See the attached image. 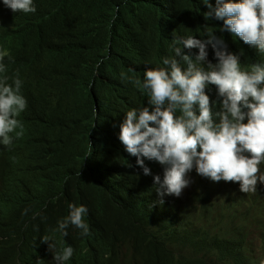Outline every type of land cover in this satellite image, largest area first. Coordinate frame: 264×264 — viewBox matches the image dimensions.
Returning <instances> with one entry per match:
<instances>
[{
    "label": "clouds",
    "instance_id": "obj_1",
    "mask_svg": "<svg viewBox=\"0 0 264 264\" xmlns=\"http://www.w3.org/2000/svg\"><path fill=\"white\" fill-rule=\"evenodd\" d=\"M145 5L115 17L107 47L92 62V87L123 98L117 146L108 153L90 149L73 155L84 180L80 189L72 187L56 199L57 210L70 204L69 215L58 221L55 231L66 237L68 227L74 226L80 235H89L90 214L99 201L96 191L101 190L110 210L127 214L136 237L157 242L164 254L203 264L195 255L204 252L220 264H243L242 249L225 255L226 244L245 233L244 227L230 226L232 212L250 213L258 221L246 239L264 264V0H146ZM159 6L165 8L167 18L159 17ZM47 13L45 0H0V30L8 28L0 33V43L21 34L25 19ZM202 24L215 28L207 38L189 31ZM77 26L76 31L82 30ZM122 30L126 35L118 37ZM70 35L69 27L57 26L51 40L61 48H74L78 38ZM228 40L246 53L229 49ZM8 55L2 46L0 73L6 72ZM40 64L13 76L12 84L7 76L0 80V144L4 146L24 135L18 117L27 108L26 78L41 74V90L61 80L74 108H80L86 86L75 78L72 62L50 58ZM212 102L219 104V111L213 112ZM96 154L103 160L99 165L91 163ZM123 176L141 194V206L150 212L162 210L165 219L172 217L163 201L169 196L173 221L163 224L121 198V193L130 196L121 187ZM234 182L240 187L235 188ZM147 190L151 192L144 194ZM258 194L262 200L256 207ZM238 201L247 208L240 210ZM42 242H51L49 251L56 264L73 256V247L57 251L47 235Z\"/></svg>",
    "mask_w": 264,
    "mask_h": 264
},
{
    "label": "trees",
    "instance_id": "obj_2",
    "mask_svg": "<svg viewBox=\"0 0 264 264\" xmlns=\"http://www.w3.org/2000/svg\"><path fill=\"white\" fill-rule=\"evenodd\" d=\"M45 1L48 6L46 16L25 19L21 34L0 43V50L3 46L9 54L4 59L6 72L0 73V80L7 76L8 83L12 84L13 76L24 73L26 69L36 70L40 63L50 58H62L72 62L75 78L85 84L86 89L77 111L61 80L41 90V74L26 78L28 85L25 84L23 89L27 108L18 117L25 129L24 135L14 139L10 146L0 144V264H56L53 253L49 251L51 242H42L45 235L55 242L57 251L73 247V256L65 264H195L183 256L164 254L155 241L139 240L127 214L120 209L110 210L101 190L96 191L99 201L90 214L93 230L89 235H80V229L77 232L74 226L72 229L68 227L66 237L55 231L58 221L69 215L70 204L68 202L63 210H57L56 199L72 187L80 189L84 180L75 166L73 155L81 156L90 149L108 153L117 146L119 131L116 123L123 98L92 87V62L95 55L107 47L115 17L145 8L146 0ZM159 10V17L167 18L165 8L159 6ZM74 24H80L76 29L82 27V30L76 31ZM57 26L70 28V36L78 38L76 47L61 48L52 42L51 32ZM6 30L8 28L1 29L0 33ZM122 31L118 37L126 35ZM189 31L192 35L207 38V32H213L215 28L202 24L191 27ZM228 47L244 54L247 51L231 40H228ZM217 107L219 104L212 102L214 113L219 111ZM102 162L98 154L91 159L93 165ZM114 165L116 172L122 175L117 162ZM119 180L121 187L130 193V196L121 193V198L163 224L173 221L169 196L165 195L163 201L172 217L165 219L161 216L162 210L150 212L141 206V194L133 190L127 177ZM106 183L114 188L110 181ZM157 187L154 186V191L158 195ZM148 192L151 190L144 194ZM68 200H72L70 195ZM250 216V213L232 212L230 226L235 229L238 223L247 222ZM243 227L245 233L238 236L234 253L230 255H235L236 249L240 248L243 264H261L258 262L261 255L253 251V247H242L250 245L246 232L252 226L245 224ZM183 232L184 229L178 231L176 239ZM228 246H232L231 241ZM262 248L264 251V241ZM195 257L203 259V264L222 262L215 261L204 252H197Z\"/></svg>",
    "mask_w": 264,
    "mask_h": 264
},
{
    "label": "bare ground",
    "instance_id": "obj_3",
    "mask_svg": "<svg viewBox=\"0 0 264 264\" xmlns=\"http://www.w3.org/2000/svg\"><path fill=\"white\" fill-rule=\"evenodd\" d=\"M262 165V164H261ZM260 165V166H261ZM264 167V166H263ZM235 183V188H237V187H240V184L239 183H236V182H234ZM263 186H264V184H262ZM237 198H239V197H237ZM262 200V198L260 197V195L258 194L257 195V201H258V203L256 204V207H259V205H260V201ZM237 206L239 207V209L240 210H243V209H246L247 208V206L243 203V202H241V201H238L237 202ZM169 221V220H168ZM256 221H258V217H251L250 216V218H249V220L247 221V222H245V223H238L237 224V226H236V228L234 229V230H238V228L239 227H243L245 224H248L249 226H253L254 224H255V222ZM162 223V222H161ZM241 231H242V229L240 230V231H238L239 232V234L241 233ZM249 231H250V229H248L247 230V236H248V234H249ZM238 238V237H237ZM237 238H236V240H237ZM236 240H232L231 241V243H232V246L230 247V246H228V243L226 244L227 246H228V248H229V252L228 253H226V255H230V254H233L234 253V250H235V246H236ZM243 246H245V247H247V248H249V247H253V246H250V245H242V247ZM262 251H263V249H262ZM264 252V251H263ZM249 255H252V253H248ZM254 256H256V254L254 253L253 254ZM256 258H257V256H256Z\"/></svg>",
    "mask_w": 264,
    "mask_h": 264
}]
</instances>
